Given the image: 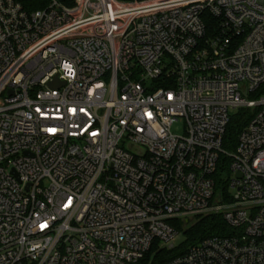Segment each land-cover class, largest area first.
<instances>
[{
    "label": "built area",
    "instance_id": "1",
    "mask_svg": "<svg viewBox=\"0 0 264 264\" xmlns=\"http://www.w3.org/2000/svg\"><path fill=\"white\" fill-rule=\"evenodd\" d=\"M209 216L164 264H264V0H0V264H140Z\"/></svg>",
    "mask_w": 264,
    "mask_h": 264
},
{
    "label": "trees",
    "instance_id": "2",
    "mask_svg": "<svg viewBox=\"0 0 264 264\" xmlns=\"http://www.w3.org/2000/svg\"><path fill=\"white\" fill-rule=\"evenodd\" d=\"M28 12H35L44 9L49 0H18ZM59 4L72 8L76 0H56ZM120 2H129L131 0H118ZM252 118V113L248 110L239 111L238 115L232 117L227 132L224 137V149L227 152L236 150L239 136ZM231 160L224 156L221 165H230ZM181 232L183 241L172 250L160 247L156 242L149 254L140 264H164L178 256L186 254L190 248L203 240L215 236H229L232 230L226 225L221 216H209L198 219L193 225L184 229L182 225H177Z\"/></svg>",
    "mask_w": 264,
    "mask_h": 264
},
{
    "label": "rangeland",
    "instance_id": "3",
    "mask_svg": "<svg viewBox=\"0 0 264 264\" xmlns=\"http://www.w3.org/2000/svg\"><path fill=\"white\" fill-rule=\"evenodd\" d=\"M244 98L247 99V100H252V98L250 96L244 97ZM238 113H239V111H237V110L231 111V113H230L231 118L235 117L236 115H238ZM183 132H184L183 126L181 124L180 125H176L173 128V133H175V134H179L180 135V134H183ZM125 147H126V149H130L133 152H138V150L135 147L131 146V145H126ZM182 241H183V237L181 235V236L178 237V239H177V241L175 243V246L180 245L182 243Z\"/></svg>",
    "mask_w": 264,
    "mask_h": 264
},
{
    "label": "water",
    "instance_id": "4",
    "mask_svg": "<svg viewBox=\"0 0 264 264\" xmlns=\"http://www.w3.org/2000/svg\"><path fill=\"white\" fill-rule=\"evenodd\" d=\"M49 86H50L51 88H58L60 85H59L58 81L55 80L54 82L50 83Z\"/></svg>",
    "mask_w": 264,
    "mask_h": 264
}]
</instances>
